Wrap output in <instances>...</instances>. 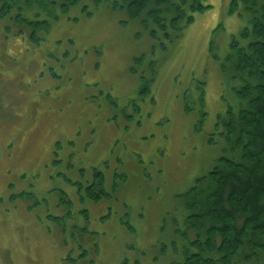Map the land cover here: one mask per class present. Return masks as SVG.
<instances>
[{"label":"rangeland","instance_id":"rangeland-1","mask_svg":"<svg viewBox=\"0 0 264 264\" xmlns=\"http://www.w3.org/2000/svg\"><path fill=\"white\" fill-rule=\"evenodd\" d=\"M113 1L43 12L38 45L0 17V264L183 260L179 195L227 153L217 122L237 101L221 62L250 23L208 0L153 36Z\"/></svg>","mask_w":264,"mask_h":264},{"label":"trees","instance_id":"trees-1","mask_svg":"<svg viewBox=\"0 0 264 264\" xmlns=\"http://www.w3.org/2000/svg\"><path fill=\"white\" fill-rule=\"evenodd\" d=\"M84 1L0 0V17L10 21L5 30L13 33L17 27L15 32L23 35L28 29L30 39L38 43V33L50 28L48 18L40 19L43 12L52 17L50 8L59 7L65 14ZM229 3L230 11L246 16L250 24L241 32L243 40L231 41L221 62L237 101L217 122L227 153L179 195L180 213L173 219L169 248L183 260L171 264H264V0ZM110 7L125 10L144 24L153 23L151 32L156 36L158 29L182 30L210 4L208 0H114ZM83 10L93 14L87 5ZM96 182L88 188L94 199L106 192L104 175H98ZM21 196L30 197L26 192ZM166 246H162L164 254Z\"/></svg>","mask_w":264,"mask_h":264},{"label":"flooded vegetation","instance_id":"flooded-vegetation-1","mask_svg":"<svg viewBox=\"0 0 264 264\" xmlns=\"http://www.w3.org/2000/svg\"><path fill=\"white\" fill-rule=\"evenodd\" d=\"M25 32H26V30H25ZM12 34H13V35H16V36H19L16 32H15V34H14V32H13ZM30 35H31V31H29V35H28V37H27L26 35H24V36H22V37H24V39H26V40H29L31 43L38 45V44L40 43L41 39H40V41H39L38 43H37V42H33V41L30 39ZM39 37H40V36H39ZM27 38H28V39H27ZM40 38H41V37H40ZM96 175H99V174H96ZM96 180H97V178H96L92 183H90L89 185H87L85 188H86V190H87V196H88L89 198L95 200L96 202H98L96 199H94L93 197L89 196V194H88V188L94 186V184L97 183ZM105 190H106V189H105ZM23 192H26V193H27L28 195H30V197H31V193L28 192V191H21L20 193L17 194V196H18V195L21 196V194H23ZM14 196H15V195H14ZM14 196H13V197H14ZM22 197H23V196H22ZM30 197H27V199L30 198ZM23 198L26 199L25 197H23ZM52 217H54V216L52 215ZM56 217L61 218V216H56ZM83 250L86 251L85 249H82V251H83ZM86 252H87V251H86Z\"/></svg>","mask_w":264,"mask_h":264}]
</instances>
